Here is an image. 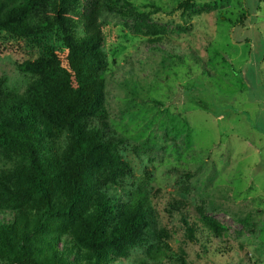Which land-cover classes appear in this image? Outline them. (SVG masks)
<instances>
[{
    "label": "rangeland",
    "instance_id": "1",
    "mask_svg": "<svg viewBox=\"0 0 264 264\" xmlns=\"http://www.w3.org/2000/svg\"><path fill=\"white\" fill-rule=\"evenodd\" d=\"M129 1L128 17L101 18L104 109L131 169L123 186L149 181L165 244L186 264H264V0ZM54 41L0 34L4 88L24 91V60L50 49L63 60ZM173 202L225 234L189 242ZM142 257L136 248L116 264Z\"/></svg>",
    "mask_w": 264,
    "mask_h": 264
},
{
    "label": "trees",
    "instance_id": "2",
    "mask_svg": "<svg viewBox=\"0 0 264 264\" xmlns=\"http://www.w3.org/2000/svg\"><path fill=\"white\" fill-rule=\"evenodd\" d=\"M131 4L0 0V34L52 36L66 53L62 60L50 49L17 65L30 76L22 93L6 90L0 78V264H116L136 248L144 257L130 264H186L185 254L171 255L165 244L170 235L159 227L149 181L123 186L131 169L108 128L101 18L128 17ZM183 204L168 206L189 242L203 232L225 234V226L190 217Z\"/></svg>",
    "mask_w": 264,
    "mask_h": 264
}]
</instances>
